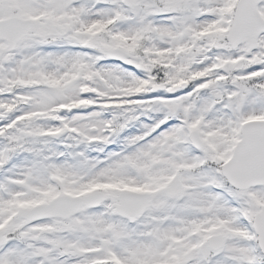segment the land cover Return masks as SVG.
Here are the masks:
<instances>
[{"label": "snow or ice", "instance_id": "1", "mask_svg": "<svg viewBox=\"0 0 264 264\" xmlns=\"http://www.w3.org/2000/svg\"><path fill=\"white\" fill-rule=\"evenodd\" d=\"M0 264H264V0H0Z\"/></svg>", "mask_w": 264, "mask_h": 264}, {"label": "rangeland", "instance_id": "2", "mask_svg": "<svg viewBox=\"0 0 264 264\" xmlns=\"http://www.w3.org/2000/svg\"><path fill=\"white\" fill-rule=\"evenodd\" d=\"M142 120H143V118H142ZM131 131L135 132V129H131ZM112 147L115 148L116 146L113 145Z\"/></svg>", "mask_w": 264, "mask_h": 264}]
</instances>
